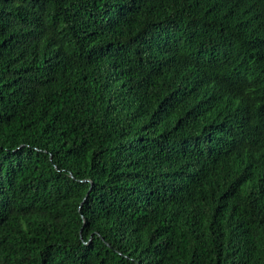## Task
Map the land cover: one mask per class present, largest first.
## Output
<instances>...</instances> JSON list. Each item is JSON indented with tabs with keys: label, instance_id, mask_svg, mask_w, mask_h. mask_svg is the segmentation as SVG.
Wrapping results in <instances>:
<instances>
[{
	"label": "trees",
	"instance_id": "obj_1",
	"mask_svg": "<svg viewBox=\"0 0 264 264\" xmlns=\"http://www.w3.org/2000/svg\"><path fill=\"white\" fill-rule=\"evenodd\" d=\"M0 264H264V0H0Z\"/></svg>",
	"mask_w": 264,
	"mask_h": 264
}]
</instances>
